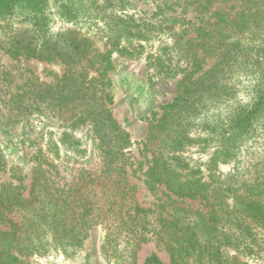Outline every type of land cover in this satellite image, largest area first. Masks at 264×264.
Returning <instances> with one entry per match:
<instances>
[{"label":"trees","instance_id":"obj_1","mask_svg":"<svg viewBox=\"0 0 264 264\" xmlns=\"http://www.w3.org/2000/svg\"><path fill=\"white\" fill-rule=\"evenodd\" d=\"M83 1L0 0L4 53L59 61L67 68L54 83L35 85L33 99L48 107L77 109L73 127L90 126L103 161L100 174L72 188L58 187L52 166L38 163L26 196L21 184L0 186V222L7 225L0 230V264H22L24 252L42 249L41 233L61 247H77L83 233L100 220L107 223L103 252L114 253L120 235L131 244L124 264H137L134 252L149 240L165 249L168 264H249L260 257L264 0H221L239 3L233 16L220 8L211 10L213 0H187L199 13V24L193 26L196 36L190 40L199 38L196 45L214 62L204 68V60L195 50L190 52V68L177 81L176 96L152 114L142 159L128 153L130 135L109 109L111 53L92 55L89 44L72 30L53 33L49 28L51 6L61 19L73 22L79 5L87 6ZM202 13H209L208 21L214 19L208 29ZM116 19L117 29L126 36L142 38L149 31L129 18ZM198 125L205 136L197 140L189 133ZM196 143L212 148L205 166L183 155ZM221 165H229V170L222 172ZM134 178L155 202L142 206L136 197L142 189L131 181ZM142 264L165 263L151 253Z\"/></svg>","mask_w":264,"mask_h":264},{"label":"rangeland","instance_id":"obj_2","mask_svg":"<svg viewBox=\"0 0 264 264\" xmlns=\"http://www.w3.org/2000/svg\"><path fill=\"white\" fill-rule=\"evenodd\" d=\"M84 3L87 6L82 9L79 5V15L73 22L61 19L51 6L49 28L53 33L72 30L74 36L89 44L92 55L111 53L112 69L108 77L113 101L109 109L130 135L132 145L128 153L142 159L139 154L152 114L176 96V83L184 75L183 70L190 68V52L195 50L197 57L204 60V68L214 62V58L204 55L196 45L199 38L190 40L196 36L193 26L199 24V13L194 6L187 5V0H95L94 3L84 0ZM238 5V2L213 0L211 10L220 8L233 16ZM201 15L206 20L205 27L210 28L214 19L207 20L209 13ZM116 17L129 18L149 31H144L142 38L126 36L117 29ZM261 36L264 38V32ZM3 46L0 39V186L9 182L21 184L26 196L37 163L42 167L52 166L54 183L65 189L80 185L87 176L100 174L103 161L90 126L85 123L73 127L77 109L48 107L31 95L35 85L54 83L67 71L66 66L59 61L10 57L4 53ZM88 72L96 75L91 69ZM189 134L198 140L205 136V131L198 125ZM209 146L196 143L183 155L205 166L212 151ZM219 168L227 172L229 165ZM131 181L142 189L136 194L142 206L155 202L154 195L144 190L140 180ZM105 222L100 220L87 229L77 247H61L50 235L41 233L42 249L24 252L20 260L22 264H124L132 246L120 235L114 244L116 251L103 252ZM6 228L0 222V230ZM151 253L160 262L169 263L165 249L149 240L135 250L137 264H142ZM249 264H264V250Z\"/></svg>","mask_w":264,"mask_h":264}]
</instances>
